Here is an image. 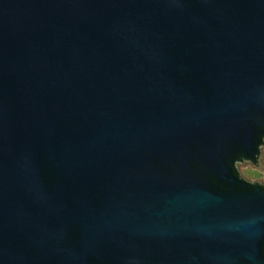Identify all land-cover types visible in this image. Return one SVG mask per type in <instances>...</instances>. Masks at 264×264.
I'll list each match as a JSON object with an SVG mask.
<instances>
[{
    "label": "water",
    "instance_id": "obj_1",
    "mask_svg": "<svg viewBox=\"0 0 264 264\" xmlns=\"http://www.w3.org/2000/svg\"><path fill=\"white\" fill-rule=\"evenodd\" d=\"M263 149L264 0H0V264H264Z\"/></svg>",
    "mask_w": 264,
    "mask_h": 264
},
{
    "label": "rangeland",
    "instance_id": "obj_2",
    "mask_svg": "<svg viewBox=\"0 0 264 264\" xmlns=\"http://www.w3.org/2000/svg\"><path fill=\"white\" fill-rule=\"evenodd\" d=\"M264 152V149H263ZM262 163L264 164V157L262 159ZM241 172L249 178H260L263 179V175L258 170L252 168L250 165L240 166Z\"/></svg>",
    "mask_w": 264,
    "mask_h": 264
}]
</instances>
